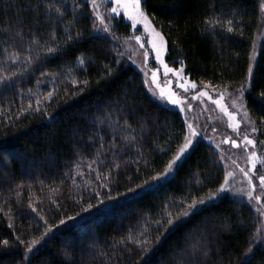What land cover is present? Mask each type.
I'll use <instances>...</instances> for the list:
<instances>
[{
  "label": "trees",
  "instance_id": "1",
  "mask_svg": "<svg viewBox=\"0 0 264 264\" xmlns=\"http://www.w3.org/2000/svg\"><path fill=\"white\" fill-rule=\"evenodd\" d=\"M48 3L65 15L46 11ZM261 3L147 0L143 7L165 38L169 64L218 90L248 86L244 102L262 143ZM210 18L231 19L235 30L212 28ZM94 22L86 0H0V76L8 77L0 83V264H264V245L245 255L259 214L228 196L181 215L154 240V221L215 190L225 172L217 149L200 140L171 178L141 194L143 188L129 191L163 170L183 144L186 125L178 111L152 98L123 55L131 26L114 18L113 39L97 33ZM65 28L80 38L66 42ZM48 46L57 51L47 53ZM85 79L86 86L72 83ZM145 238L153 247L141 256L132 241Z\"/></svg>",
  "mask_w": 264,
  "mask_h": 264
},
{
  "label": "rangeland",
  "instance_id": "2",
  "mask_svg": "<svg viewBox=\"0 0 264 264\" xmlns=\"http://www.w3.org/2000/svg\"><path fill=\"white\" fill-rule=\"evenodd\" d=\"M98 2L101 3V7L99 9L100 12L103 13L107 19L109 16L107 9L110 7H115L116 5L114 3H110V0H98ZM112 16L115 19H123L127 24L131 25V21L128 19V16L124 14L123 9H121L120 16H115V14H112ZM95 23L98 25L97 20ZM131 28V37L123 42V55L136 69L141 72L147 91L152 96V98L167 108L178 111L181 114L186 125V134L188 133V124H193L199 133V135L194 138L192 146L181 158V161L177 162V167L186 158L198 141L204 140L209 142L217 149L219 153L220 162L225 172V177L227 176L228 172L234 173V175L229 178L231 186L236 190L242 189L243 191L222 193L220 197L216 198V200L209 201L205 205L216 202L222 197L228 196L241 202L248 203L254 208L255 201L250 204L247 196L245 195V193L250 190V185L248 184V177H246L243 172H241V169L247 171L252 177L253 183L256 185L254 195H260L262 199H264V189L261 188L260 181L258 179L260 175H264V164H261L259 161H257L256 168L253 170L249 161V153L252 151H255L257 156L264 158V146L257 137L258 133H253L251 131V128L254 124H249L248 120L244 119V111L246 110V106L244 109L232 106L233 101H235L237 105L241 103L237 95L238 90H218L211 85L198 83L195 80H192L190 75L187 73L185 66L181 65L179 67H174L173 65L169 64L167 61L166 44L164 45L165 51H163L161 58H156V50L153 47V42H155L157 47H159V38L152 36L150 32L143 28L142 25L137 24L135 27ZM156 30L159 31L157 28ZM97 33L109 36L103 32ZM136 36L140 37L139 41L135 39ZM145 53H147V55H145ZM256 54L257 53L255 52L254 58H256ZM161 60H163V63H161ZM165 64L169 68H173L176 71H166L164 66ZM181 68L183 69L182 72H180ZM177 73H179V75ZM191 82L196 83L195 88L191 87ZM181 83L185 85L184 88L180 87ZM243 89L245 94L248 90V86H245ZM204 91L208 93L207 96L201 95V92ZM172 92L176 93V96L181 101L180 104H172L167 99L168 94ZM221 93H223L222 97ZM209 97H211V99ZM215 100H220V104L214 103ZM221 105L226 107L229 112L235 114V121L229 118L225 111H223ZM236 122H239V124L238 127L234 128L233 125ZM244 136H248L250 139L257 141L255 149H253L251 145H248L247 147L245 146L243 139ZM226 138L236 140L240 146L235 147L230 142L222 143V141H224ZM217 144H219V148L216 147ZM221 156L224 157L223 160H221ZM175 170L158 183L153 182L151 183V186L147 185L139 191V194L145 192L146 190L155 188L156 186L165 182L172 177ZM203 206H200V208ZM259 217V229L264 232V217H261L260 215Z\"/></svg>",
  "mask_w": 264,
  "mask_h": 264
},
{
  "label": "snow or ice",
  "instance_id": "3",
  "mask_svg": "<svg viewBox=\"0 0 264 264\" xmlns=\"http://www.w3.org/2000/svg\"><path fill=\"white\" fill-rule=\"evenodd\" d=\"M88 2L91 4L92 7V11L94 16L96 17V20L98 21V25L97 23H93V29L96 32H103L108 34L109 36H111V38L115 39L116 37L113 34V29H112V19L114 18L112 16V14H115V16H120L121 15V9L124 10V14L128 16V19L131 21V27H135L137 24L142 25L143 28L145 30H147L148 32L151 33L152 36L159 38L160 40V46L157 47V45L155 44V42H153V47L156 50V58L160 59L163 51H165L164 45L166 44V41L164 40L163 35L156 30L155 26L152 24V20L149 17V14L145 11L143 4L147 2V0H110V3H114L116 6L115 7H110L107 9L109 16L106 19L105 15L103 13L100 12V7H101V3L98 2V0H88ZM46 11L48 12H55L57 14V18L63 17L65 15L63 9L61 7H57L52 3H48L45 6ZM76 7H79V5H74V10ZM261 10L264 11V3H261L260 5ZM33 11L38 12L39 11V4H37L36 6L33 7L32 9ZM207 25H209L212 28H215L217 26L220 27H226V30L231 33L233 32L235 29L233 28V21L231 19H228L226 21V23L224 21H221L219 18H210L206 21ZM65 41H73V40H78L81 36V33L79 31L75 32V33H70L68 32V29L65 28ZM23 38V37H22ZM55 39V37H53ZM136 40H140L139 36L135 37ZM47 51V53L53 54L57 51L56 47L54 46H48L45 49ZM145 55H147V53H145ZM16 54L14 53L12 55L11 58L15 59ZM33 60V57L28 56L27 57V61L29 63H31ZM77 62L78 65L80 66H84L86 63L85 57L83 55L78 56L77 57ZM161 63H163V60H161ZM166 71L168 72H174L176 71L173 68H169L166 64L164 65ZM112 69L111 68H107L106 71V75H110L111 74ZM183 69H180V72H182ZM251 67L249 68V77H251ZM179 75V73H177ZM8 79V77L6 76H0V83H4L6 80ZM183 79V78H182ZM72 83L74 84H79V83H83L85 86L88 85V80L85 79L84 81H77V80H73ZM180 87L184 88L185 85L183 83L180 84ZM191 87L195 88L196 87V83L195 82H191ZM187 90V89H186ZM53 93H49L47 99L51 100ZM155 95V93H154ZM201 95L207 96L208 93L206 91L201 92ZM241 103L239 105L236 104L235 101H233V107H239L241 109L245 108V103H244V99H243V95H244V89L241 88L238 90L237 93ZM261 97H264V93L260 94ZM223 96V93H221V97ZM211 99V97H209ZM167 99L172 103V104H180V99L176 96L175 92L169 93L167 96ZM214 103L220 104V100H215ZM37 104H39V101H37ZM29 107H31V105H29ZM223 111H225V113L229 116L230 119L235 121V114L232 112H229L227 110L226 107H224L223 105H221ZM46 111V109H45ZM244 119L248 120L249 124H252L253 122L251 121V119L249 118V114L248 112L245 110L244 111ZM239 122H236L233 127L236 128L238 127ZM251 131L253 133L258 131V128L256 126H252ZM199 133L196 129V127H194L193 124H188V133L186 135H184V142L182 145H180L177 149V151L171 156L170 160L168 161V163L166 164V166L163 168V170L159 171V172H155L154 174H150L149 175V179H146L143 184H137L136 188H129L130 192H135L137 188H144L145 185L151 186V182H159L163 179H165L171 172H173L175 170V168L177 167V162L181 161V158L184 156L185 152H187V150L192 146L193 140L196 136H198ZM244 143L245 146L247 147L248 145H251L253 149H255L257 141L254 139H250L248 136H244ZM230 142L233 146L235 147H239L240 145L237 143L236 140H233L231 138H226L224 141H222V143H228ZM264 143V142H262ZM217 148H219V144L216 145ZM223 156H221V160H223ZM249 161L252 165V169L255 170L256 168V163L257 161H259L261 164H264V158H261L259 156H257V153L255 151H252L251 153H249ZM114 167L118 168L119 165H114ZM241 172H243V174L248 177V184L250 185V190L247 191L245 193V195L248 198L249 203L251 204L253 201H255V205H254V210L256 213H258L261 217H264V199H262V197L260 195H254L255 190H256V185L253 183L252 177L249 175V173L247 171H245L244 169H241ZM234 175L233 172H228L227 176L225 177V179L223 180V183H221L219 185V187H217L215 190L210 191L206 194V196L204 197H200L199 199L197 198H189L188 201H181V212L177 213V214H173L171 212L167 213V218L166 219H162V220H157L154 221V223L157 226V230L155 233V237L154 240L155 241H159L160 239V235L164 232H167L168 226L173 225L176 220L180 219V216L183 215L184 217H188L189 215L193 214V213H198L200 211V206L205 205L207 202L209 201H214L216 200L217 197H220L222 193H230L233 191H243L242 189L240 190H236L234 189L231 184H230V177H232ZM259 181H260V186L262 189H264V175H260L258 177ZM200 181H197V183H199ZM107 199H114V197H107ZM103 202V201H101ZM93 207V204H88L87 208L85 210L91 209ZM36 209L33 208V211H35ZM69 219H75V217H69ZM61 223H65V221H61ZM11 226V225H10ZM147 227V226H146ZM179 227V225L177 226ZM49 231H51V228H49ZM44 235H47V232L44 233ZM17 240H19V237L16 238ZM128 239H131L130 237ZM134 242L137 247L140 249V253L139 255H143L146 254L150 251V249L153 247V240L150 238H145L142 240H134L132 241ZM37 243V241L35 239H33L32 241L29 242V245L27 247V252L31 253L33 248L31 245H35ZM2 244L4 246H8L9 245V241L8 240H3ZM256 245H264V232H262L260 229H257L255 234L251 237V241L249 242V245L246 249L245 255L246 256H250L251 254H253L254 251V247ZM205 256L208 255V252L205 251L203 253ZM28 257L25 256V259H27ZM145 264H148V262L146 261ZM243 264H252L250 259H246L245 261H243Z\"/></svg>",
  "mask_w": 264,
  "mask_h": 264
}]
</instances>
